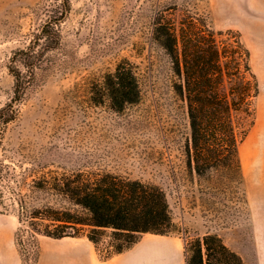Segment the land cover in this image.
<instances>
[{
    "label": "rangeland",
    "instance_id": "obj_1",
    "mask_svg": "<svg viewBox=\"0 0 264 264\" xmlns=\"http://www.w3.org/2000/svg\"><path fill=\"white\" fill-rule=\"evenodd\" d=\"M174 5L208 14L216 28L241 31L252 51L260 93L254 123L240 144L246 203L233 220L206 210L215 201L200 193L186 165V109L171 88L169 60L153 43L157 9ZM50 20H58L61 42L46 52L18 97L12 69L27 71L20 52ZM263 29L264 0H0V227L7 235L0 264H64L71 248L90 246L86 237L35 233L20 218L25 178L74 166L127 171L167 188L180 231L145 234L131 251L163 239L174 253L166 264H185L184 230L190 236L210 230L246 264H264V159L252 157L264 126ZM125 58L139 73L142 97L118 111L93 92Z\"/></svg>",
    "mask_w": 264,
    "mask_h": 264
},
{
    "label": "trees",
    "instance_id": "obj_2",
    "mask_svg": "<svg viewBox=\"0 0 264 264\" xmlns=\"http://www.w3.org/2000/svg\"><path fill=\"white\" fill-rule=\"evenodd\" d=\"M60 42L59 22L50 20L21 50L27 71L12 69L18 97L32 83L46 52ZM153 43L167 56L171 88L186 109L188 171L200 184V193L215 201L206 210L233 220L246 203L240 144L254 123L260 93L252 51L241 31L216 28L208 14L178 5L157 9ZM95 90L118 111L142 97L139 73L127 58L105 75L94 97ZM24 189L18 197L26 226L53 238L86 237L102 260L131 249L145 234L180 231L167 188L127 171L89 166L43 169L31 180L24 179ZM184 232L185 264H246L218 233Z\"/></svg>",
    "mask_w": 264,
    "mask_h": 264
},
{
    "label": "crops",
    "instance_id": "obj_3",
    "mask_svg": "<svg viewBox=\"0 0 264 264\" xmlns=\"http://www.w3.org/2000/svg\"><path fill=\"white\" fill-rule=\"evenodd\" d=\"M264 34V29L262 35ZM7 237L5 233V238ZM90 246L79 245L71 248L67 253L64 254L67 262L64 264H166L167 258L174 255H162L157 254L150 246L147 244L142 246L140 249L131 251L132 249L127 250L121 254H118L108 260H102L94 244L89 241Z\"/></svg>",
    "mask_w": 264,
    "mask_h": 264
},
{
    "label": "bare ground",
    "instance_id": "obj_4",
    "mask_svg": "<svg viewBox=\"0 0 264 264\" xmlns=\"http://www.w3.org/2000/svg\"><path fill=\"white\" fill-rule=\"evenodd\" d=\"M228 10H229V12L233 13L236 10V8L234 5L231 4L229 6ZM262 38H264V34L262 35ZM252 157H253L254 161H257L259 159H261V160L264 159V126L260 128V130L258 131V133L255 137L253 148H252ZM2 221L3 220H1V222H0L1 224H3ZM4 239H5V232H4V229H2V227H0V251H2V249H3ZM147 244L150 246V248H152L154 251H156L158 255L159 254H162V255L168 254L171 256V254L173 252V249H172V246L170 245V243L166 240H163V239H157V238L151 239V240H148Z\"/></svg>",
    "mask_w": 264,
    "mask_h": 264
}]
</instances>
